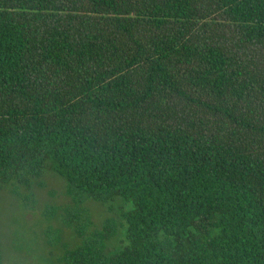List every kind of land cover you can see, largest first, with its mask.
<instances>
[{
  "label": "trees",
  "instance_id": "16d2710c",
  "mask_svg": "<svg viewBox=\"0 0 264 264\" xmlns=\"http://www.w3.org/2000/svg\"><path fill=\"white\" fill-rule=\"evenodd\" d=\"M51 174L59 264H264V0H0V192Z\"/></svg>",
  "mask_w": 264,
  "mask_h": 264
},
{
  "label": "rangeland",
  "instance_id": "374dc122",
  "mask_svg": "<svg viewBox=\"0 0 264 264\" xmlns=\"http://www.w3.org/2000/svg\"><path fill=\"white\" fill-rule=\"evenodd\" d=\"M64 187L51 174L42 186L9 185L0 192V264H59L63 248L77 245L59 215H78V224L90 232L101 228L104 212L90 202L75 204Z\"/></svg>",
  "mask_w": 264,
  "mask_h": 264
}]
</instances>
